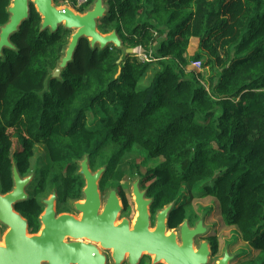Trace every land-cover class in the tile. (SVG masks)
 Listing matches in <instances>:
<instances>
[{
    "label": "trees",
    "instance_id": "trees-1",
    "mask_svg": "<svg viewBox=\"0 0 264 264\" xmlns=\"http://www.w3.org/2000/svg\"><path fill=\"white\" fill-rule=\"evenodd\" d=\"M107 3L99 30L116 29L124 46L139 47L159 69L140 87L153 61L129 55L115 78L121 51L92 49L82 38L61 78L50 79L43 92L69 34L62 27L41 32L32 10L12 37L19 52L5 50L0 59L2 189L11 186L12 162L27 174L34 145L43 144L38 187L17 207L36 229L39 200L54 185L62 201L79 197L74 160L89 155L95 167L106 163L114 179L110 172L129 171L124 155L138 149L163 160L146 171V179L155 177L158 207L202 185L196 203L211 204L209 216L234 227L236 249H245L237 264H264V0ZM193 39L197 50L187 56ZM190 61L210 75L189 69ZM97 112L99 121L89 126L87 116ZM14 132L22 137L16 152Z\"/></svg>",
    "mask_w": 264,
    "mask_h": 264
},
{
    "label": "water",
    "instance_id": "water-1",
    "mask_svg": "<svg viewBox=\"0 0 264 264\" xmlns=\"http://www.w3.org/2000/svg\"><path fill=\"white\" fill-rule=\"evenodd\" d=\"M30 4L34 5L39 15L41 32L48 30L53 33L60 27L71 32L55 67L48 72L43 92L47 90L50 79L61 78L63 69L73 61L82 38L88 40L92 49L98 47L102 50L113 45L121 51L116 61L119 67L115 78L121 72V63L127 56L135 53V48L124 46L116 29L106 33L99 30V20L109 11V4L104 0H93L83 11H76L67 3L56 4L54 0H10L7 7L8 19L0 26V57L4 48L17 50L11 38L29 19ZM87 157L85 155L79 162L80 172L86 180L83 199L75 203V208L81 211V218L76 219L67 213L57 214L55 210L57 196L53 191L43 200L46 205L40 217L43 226L34 234L28 232L27 220L14 208L16 203L26 199L25 187L31 176L20 177L16 165H13L14 187L9 192L3 194L0 192V223L6 227L5 233L0 237V264H106L105 255L94 244L97 242H100L104 249H111L113 264H121L125 252H128L127 263L137 264L143 255L142 251L155 256L152 264L208 263L210 251L207 243H202L197 250L193 243V235L203 230L199 224L196 229L190 230L185 221L181 232L167 231L166 222L171 203L158 212L154 229H149L148 206L151 199L144 197L145 192L138 188L136 182L132 188L136 209L133 229H130L127 219L117 227L112 225L115 213L120 208L118 197L113 190L109 192L104 211L98 215L95 210L102 201L97 180L103 168L95 173L90 172ZM107 232L111 238L106 237ZM117 233L123 235L122 238H118ZM180 233L181 244L178 240ZM233 258L234 255L225 249L215 264H230Z\"/></svg>",
    "mask_w": 264,
    "mask_h": 264
},
{
    "label": "flooded vegetation",
    "instance_id": "flooded-vegetation-1",
    "mask_svg": "<svg viewBox=\"0 0 264 264\" xmlns=\"http://www.w3.org/2000/svg\"><path fill=\"white\" fill-rule=\"evenodd\" d=\"M74 1L75 0H71V1L65 0L64 2H66L67 4L73 5ZM92 1L93 0H84L83 3L81 4V6L78 7L77 11H83L89 4L92 3ZM104 2H107V0H104ZM9 4H10V0H0V21L3 20V22L0 23V26L2 24H4L8 19L7 7L9 6ZM32 10H35V12H36L34 5L30 4V14H31ZM11 40H12V38H11ZM16 48H17V46H16ZM5 50H10V49L4 48L2 50V57H0V59H4V57H5L4 51ZM10 51H14V50H10ZM15 52H17V53L19 52L18 48H17V50H15ZM15 134L19 135L21 138L20 150H22V137L20 134H18L16 132L12 133L11 134V141H12V137ZM12 144H13V142H12ZM35 145L41 146V148L43 149V152H44L41 156H39L40 159L39 158L36 159L35 168L31 169V167H30V159L32 158V156H31L29 158V162H28L29 172L27 174H22L20 172L18 166H17L16 161L14 160L12 162V165L10 168L11 186L5 192L2 189L3 181H2V178L0 176V192L2 194L9 192L14 187V181H13V175H12L13 165H16V167L19 171L20 177L24 178L26 176H31L30 181L28 182V184L25 187V192L27 194L26 199H24L23 201H20L14 205L15 210L19 214H21L22 217H24L27 220L28 232L30 234L38 233L40 231L41 227L43 226L41 219H40L41 215L44 213V210L46 208V205L44 204L43 200L48 198L53 191L56 192V196H57L56 200H55L56 213L57 214L67 213V214L74 216L76 219H80L81 218V211H79L75 208V203L78 201H81L83 199V188L85 187V184H86V180L83 177V174L80 172V164H79V162L84 158V156H85L84 155L82 158L74 160V164L76 165V170L74 171V177H75V181L78 184H80L79 197L78 198H67V200L62 201L61 193L63 191L59 190L58 187L56 185H54L52 187V189L50 190V192L47 195L41 197L39 200V202L41 204V210L37 214V228L33 229L30 226L29 217L24 216L23 213L17 209V207L19 204L29 202L28 200L32 199V197H33L32 193L36 189L35 187H38V178H37L36 168L39 166L40 162L45 161L46 156H45V150H44L43 144L37 143ZM32 154H33V152H32ZM87 156H88L87 157V164H88V167L90 169V172L95 173L100 168H103V171H102L99 179L97 180L98 192H99L102 204L99 206V208H97V210H95V212L98 215H100L104 211V205L108 199L110 191L113 190L115 192V196L118 197V204H119L120 208L117 209V211L115 213V217L113 219L112 225H114V227L119 226L124 219H127L130 229H133L134 221H135L134 219L136 217V209H135V205L133 202L132 188H133L134 183L136 182L138 185V188L141 191L145 192L144 197L151 199V202L148 206L149 221H150L149 229L150 230H153L155 227L158 212L160 210H162L163 207H165L171 203L172 207H171L170 211L168 212V217H167V222H166L167 223V231L175 230V231L181 232V227L185 221L187 223L188 229H190V230L196 229L197 225L199 224L203 228V230H201V231H199L193 235V243H194L196 250L199 249V247L202 243H207L208 249L210 251L207 264H212L211 262L213 260L217 261V259L223 255L225 249L229 250L228 252L231 253L230 246L235 242L233 239L234 236L232 235V233L234 231L231 233V235H228L227 243H226L227 246L226 245L222 246V250L220 252V233H221V228H222L220 226V223L222 224L223 221L220 217L210 218L209 212H208L209 207L203 205L201 202L196 203L197 200L199 199L198 197H191V200L187 201V199L179 198V194H180V192H179L178 195L176 196L177 198H175L173 201L158 207L155 204V197H154L155 193L151 188L152 183L155 180V177L146 179V173L145 174H138V171H136L137 172L136 173L134 170L136 168L134 167V165H131L130 166L131 169L129 171H121L119 169L112 170L110 173L114 176V179H111V178L106 176L107 169H108V165L106 163L95 167L94 163H96V161L93 158H91L89 155H87ZM125 180L128 181V185L124 184ZM194 192L198 193L199 195L201 194V193H199L198 189H195ZM196 206H197V208H196ZM224 227H226V226H224ZM227 228H228V233H229V230L234 229V227H227ZM117 230H118V228H117ZM5 231H6V227L0 223V237L3 236ZM118 232H119V230H118ZM117 235H118V238H122V236H123V235H119V233H117ZM107 236H108V232L106 233V237ZM108 237L111 238L110 235ZM178 240H179V244H181V242H182L181 233H180V236L178 235ZM84 241H86V240H84ZM88 242H90V241H88ZM94 244L97 245L99 247L100 251L105 255L106 264H113L112 259H111V253H112L111 249H107V248L104 249L102 247V245H100V243H94ZM196 250H194V251H196ZM152 262H153V256L143 253V255L140 257L139 262L137 264H152ZM121 264H128L127 263V256L125 254L122 258ZM160 264H162V263H160Z\"/></svg>",
    "mask_w": 264,
    "mask_h": 264
},
{
    "label": "rangeland",
    "instance_id": "rangeland-1",
    "mask_svg": "<svg viewBox=\"0 0 264 264\" xmlns=\"http://www.w3.org/2000/svg\"><path fill=\"white\" fill-rule=\"evenodd\" d=\"M64 1L65 0L59 1L56 4L65 3ZM76 9L78 10V8H76ZM68 34L70 36L71 32L68 31ZM69 36L67 38V42L69 40ZM137 49H138V52L135 53L136 55H138L143 60L153 61V62H151L152 65L148 68V70L146 71L145 75L142 77V79L138 83L140 87H144V86H146V85H148L150 83L155 71H157L159 69V67L155 63L156 60L154 61L153 59H150V56L148 54H146L144 51H142L140 48H136L135 51H137ZM196 50H197V40L193 39L191 44L188 47L187 56H192L195 53ZM187 67L189 69H196L197 72L202 73L203 75H205V78H207L210 75L209 68L203 67V65H199L198 63H192V61H190L189 66H187ZM87 117H88L87 121L89 123V126H91V125L92 126H96L97 121H99L100 114L97 112V114H96V116L94 118H91L90 114ZM12 142H13V152L19 151L20 147H21V138H20V136L15 134L12 137ZM43 153L44 152H43V149L41 148V146H36V145L34 146L32 158L30 159V167H31V169L35 168L36 159L37 158L40 159L39 156H41ZM147 158L149 159L150 157H148L146 154L140 152L138 149H133L132 151H130V152H128V153H126L124 155V161H125V164H127L126 168H128L131 165H134V167L136 168V169H134L135 172L138 171V174H145L148 168H153V167L157 166L161 161H163L162 158H154V159L151 158L149 160ZM124 184L128 185V181L125 180ZM200 187H202V185H199L195 189H198V191H199ZM195 189H192V191H188L189 190L188 188H183L182 191L179 194V198L187 199V201H190L191 197H193V194H196L194 192ZM201 203L203 205L207 204L204 199L202 200ZM209 206H207V207H209ZM209 217L213 218L211 216H209ZM216 218H218V217H216ZM220 226L222 227L221 228V233H220V252H221L222 246L226 245L228 235H231L233 230H229V233H228V228L227 227H224L223 224H221V223H220ZM232 235L234 236L233 239L236 242V238H237L236 232L234 231L232 233ZM235 242L230 246L231 253H232V255H234V258L230 262V264H237V262L240 260V258L242 259L243 252H245V249L241 248L242 244H240L237 247V249H236V245L237 244ZM251 256H253V255L250 254L249 256H245L244 258L249 259ZM215 262L216 261L213 260L211 263L215 264Z\"/></svg>",
    "mask_w": 264,
    "mask_h": 264
},
{
    "label": "built area",
    "instance_id": "built-area-1",
    "mask_svg": "<svg viewBox=\"0 0 264 264\" xmlns=\"http://www.w3.org/2000/svg\"><path fill=\"white\" fill-rule=\"evenodd\" d=\"M83 1L84 0H75L74 1V4L72 5V4H69L73 9H75L76 11H77V9L76 8H78V7H80L81 6V4L83 3ZM66 3V2H65ZM139 48V47H138ZM136 52H138V49H137V51H135V53ZM136 55V54H135ZM136 56H138V55H136ZM145 56V55H144ZM139 57V56H138ZM142 59V58H141ZM146 61H148V60H146ZM192 63H198L199 65H201L200 64V62L199 61H194V62H192ZM196 70V69H195Z\"/></svg>",
    "mask_w": 264,
    "mask_h": 264
},
{
    "label": "bare ground",
    "instance_id": "bare-ground-1",
    "mask_svg": "<svg viewBox=\"0 0 264 264\" xmlns=\"http://www.w3.org/2000/svg\"><path fill=\"white\" fill-rule=\"evenodd\" d=\"M86 239V238H85ZM87 240H89L88 238H87ZM97 243H100V242H97ZM101 245V244H100ZM142 253H147L146 251H142ZM126 256L128 255V252H125L124 253ZM153 257H155L153 254H151ZM161 261H164L163 259H161Z\"/></svg>",
    "mask_w": 264,
    "mask_h": 264
},
{
    "label": "clouds",
    "instance_id": "clouds-1",
    "mask_svg": "<svg viewBox=\"0 0 264 264\" xmlns=\"http://www.w3.org/2000/svg\"><path fill=\"white\" fill-rule=\"evenodd\" d=\"M138 48V47H137ZM136 49V48H135ZM134 55H135V53H134Z\"/></svg>",
    "mask_w": 264,
    "mask_h": 264
}]
</instances>
